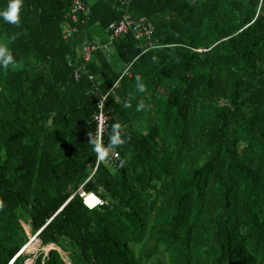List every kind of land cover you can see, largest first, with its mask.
<instances>
[{
    "label": "trees",
    "instance_id": "16d2710c",
    "mask_svg": "<svg viewBox=\"0 0 264 264\" xmlns=\"http://www.w3.org/2000/svg\"><path fill=\"white\" fill-rule=\"evenodd\" d=\"M83 1L69 40L70 0L0 17L15 59L0 68V264H27L23 223L59 249L32 264H264V0ZM125 14L151 39L128 32L84 62L82 43ZM108 92L102 144L115 124L126 143L97 161ZM80 187L103 204L88 210Z\"/></svg>",
    "mask_w": 264,
    "mask_h": 264
},
{
    "label": "built area",
    "instance_id": "2783aa9c",
    "mask_svg": "<svg viewBox=\"0 0 264 264\" xmlns=\"http://www.w3.org/2000/svg\"><path fill=\"white\" fill-rule=\"evenodd\" d=\"M121 6H127L132 0H116ZM83 0H70L69 10L65 14L64 17V24L62 26V35L64 39H71L74 35L79 32V25L84 22L83 19L79 16L80 14H89L90 10ZM108 40L106 43L99 44V43H89L84 42L79 47V55H81L82 60L84 62H88L92 56V53L98 50H104L106 52L111 51V45L115 42L118 38L126 35L128 32H132L135 40H150L153 28L149 23H143V20H136L131 15L125 14L119 21L110 23L108 25ZM132 63L125 65L122 76L128 75ZM78 77V76H76ZM122 78V77H121ZM120 78V79H121ZM89 79H92L90 76ZM117 83L113 86V88L117 87ZM112 88V89H113ZM111 92V91H110ZM110 92L102 95L98 101V112L94 116V121L97 124V131H96V142L102 143V136L107 128V121L108 117L105 114V103L108 100V96ZM111 159H117V154H111ZM97 161L99 159L97 158ZM79 196L83 200V204L88 209H94L98 206H101L103 202L100 198H98L95 194L86 193L80 187L79 189Z\"/></svg>",
    "mask_w": 264,
    "mask_h": 264
},
{
    "label": "clouds",
    "instance_id": "9594fccd",
    "mask_svg": "<svg viewBox=\"0 0 264 264\" xmlns=\"http://www.w3.org/2000/svg\"><path fill=\"white\" fill-rule=\"evenodd\" d=\"M23 3L24 0H9L7 8L3 11H0V17H2L3 20L8 24L19 26L22 22ZM14 63H15V59L13 55L8 51V49L0 47V68H8L10 65ZM139 80L140 78L137 77V88L141 92H143L145 86L142 83H139ZM125 107H130V105L126 103ZM140 107H143V105L141 104ZM91 143L93 144V151L96 153L97 158L100 161H105L111 158V154L115 153V150L119 146H122L126 143V138H122L120 125L115 124L113 125V130L108 145H104L96 141H91ZM121 166H122V162H121ZM0 206H2V202H0ZM34 239H36V237ZM23 250L24 248L22 249V251ZM47 255L49 254L47 253L45 256ZM65 264H70L69 260L68 262L65 261Z\"/></svg>",
    "mask_w": 264,
    "mask_h": 264
},
{
    "label": "rangeland",
    "instance_id": "374dc122",
    "mask_svg": "<svg viewBox=\"0 0 264 264\" xmlns=\"http://www.w3.org/2000/svg\"><path fill=\"white\" fill-rule=\"evenodd\" d=\"M22 226L24 227L29 240L28 243L25 245L24 247V251L25 253L29 254V258L27 260V264H32L34 262L35 259H37V257L42 253L44 255H46V251H45V247L42 246L41 244L38 243L37 239H34V235H32V231L29 228L28 225H25L24 223L22 224ZM57 250H59L58 248H56ZM63 258L66 262H68L67 257H65L63 255Z\"/></svg>",
    "mask_w": 264,
    "mask_h": 264
},
{
    "label": "bare ground",
    "instance_id": "6f19581e",
    "mask_svg": "<svg viewBox=\"0 0 264 264\" xmlns=\"http://www.w3.org/2000/svg\"><path fill=\"white\" fill-rule=\"evenodd\" d=\"M35 235H38V233H37V234H35ZM35 235H34V236H35ZM38 243H39V241H38ZM39 244H40V243H39ZM46 246H48V245H46ZM50 249H51V248H50ZM50 249H49V250H50ZM52 249H56V246H55L54 244H53V247H52ZM46 253H47V252H46Z\"/></svg>",
    "mask_w": 264,
    "mask_h": 264
},
{
    "label": "water",
    "instance_id": "95a60500",
    "mask_svg": "<svg viewBox=\"0 0 264 264\" xmlns=\"http://www.w3.org/2000/svg\"><path fill=\"white\" fill-rule=\"evenodd\" d=\"M36 236H37V235H35L34 238H35ZM39 243H40V242H39ZM52 250H54V249L51 248L47 253L49 254Z\"/></svg>",
    "mask_w": 264,
    "mask_h": 264
}]
</instances>
